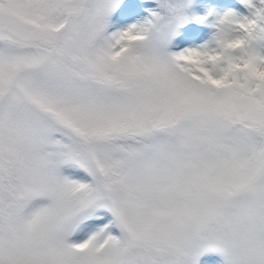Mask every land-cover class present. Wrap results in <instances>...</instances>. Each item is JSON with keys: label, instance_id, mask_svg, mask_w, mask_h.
<instances>
[{"label": "snow or ice", "instance_id": "obj_1", "mask_svg": "<svg viewBox=\"0 0 264 264\" xmlns=\"http://www.w3.org/2000/svg\"><path fill=\"white\" fill-rule=\"evenodd\" d=\"M0 264H264V0H0Z\"/></svg>", "mask_w": 264, "mask_h": 264}, {"label": "rangeland", "instance_id": "obj_2", "mask_svg": "<svg viewBox=\"0 0 264 264\" xmlns=\"http://www.w3.org/2000/svg\"><path fill=\"white\" fill-rule=\"evenodd\" d=\"M213 258L217 261H219L221 259V257H219L218 254H213Z\"/></svg>", "mask_w": 264, "mask_h": 264}]
</instances>
